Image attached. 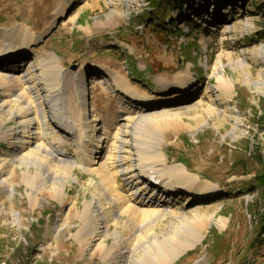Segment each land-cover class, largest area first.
<instances>
[{
	"label": "rangeland",
	"instance_id": "obj_1",
	"mask_svg": "<svg viewBox=\"0 0 264 264\" xmlns=\"http://www.w3.org/2000/svg\"><path fill=\"white\" fill-rule=\"evenodd\" d=\"M136 1L0 0V30L14 33L13 26L20 24L30 35L47 34L50 22L57 17L55 27L43 37L37 52L55 54L65 71L73 74L82 68L92 75L104 67L121 71L128 77L129 85L146 98L172 100L176 87L183 82L178 80H193L196 92L190 96L183 93L182 99L189 96L184 104L158 101L145 107L128 96L132 103L142 104L132 106L113 86H104L101 95L96 96L95 107H108L109 118L117 117L120 106L128 113L119 112L118 117L123 115L127 120L146 113L157 115L160 108L169 107L180 122L143 127L141 140L153 147L161 144L169 166L183 165V161L199 182L208 183L202 195H214L188 197L183 191L169 201L154 198L152 193L147 195V188L142 197H129L138 186L133 174L134 159L126 160L125 150L116 154L115 140L105 145L106 159L91 165L101 168L105 162V172L109 174L106 181L88 172L90 167L59 170L43 157L30 154V150L21 151L22 159L5 162L15 152L11 151L10 139L16 126L3 115L0 182L6 180L13 194L3 195L0 187V264H151V258L160 250L157 244L170 247L188 241L194 248L171 264H264L263 190L242 187L250 185L256 173L264 169V86L258 92L255 85H264V0H194L201 14L206 12L213 17L220 13L224 19L206 17L207 22L192 19L187 23L186 11L179 8L187 0H178L179 4L171 10L161 4L156 11L149 0L134 4ZM222 2L233 5L232 12L224 10L231 14L216 8V3ZM100 3L103 9L92 14L91 32L78 28L81 26L76 16L82 13L83 17L84 7ZM189 6L194 8V4ZM128 11L131 21L126 20ZM114 12L122 16H113ZM154 14L163 15L166 22L162 26L152 22ZM110 18L117 22L115 27H108ZM29 60L30 57L23 62L20 58L17 62H23L18 65L22 68L15 71L18 77L27 76L44 118V103L26 68ZM4 61L5 58L0 59V64ZM12 63L9 61L6 66L13 69L16 65ZM218 74H224L232 86L226 104L221 103V98L228 96L218 90ZM91 83L92 80L87 82L89 89ZM168 83L171 87L165 93L162 89ZM4 89L9 95L8 85ZM6 96L0 101L9 103L7 110L26 109V105L22 108L14 98ZM118 117L117 127L111 131L113 138L128 123ZM42 126L46 136L42 133L41 139L48 146L55 131H51V125L42 123L39 127ZM24 128L21 135L27 131ZM16 146L20 147L18 143ZM72 148L66 147L67 154H73ZM258 157L262 164L256 161ZM42 171L53 173L54 180L44 181ZM156 198L157 203L153 201ZM149 201L154 205H145ZM92 230L97 241L89 243L88 233ZM194 233L203 235L200 245L195 246L192 241Z\"/></svg>",
	"mask_w": 264,
	"mask_h": 264
},
{
	"label": "bare ground",
	"instance_id": "obj_2",
	"mask_svg": "<svg viewBox=\"0 0 264 264\" xmlns=\"http://www.w3.org/2000/svg\"><path fill=\"white\" fill-rule=\"evenodd\" d=\"M137 3L138 0L134 4ZM129 11L127 12V14L129 13ZM60 14L61 13H59L57 16H59ZM56 22L57 17L53 18L50 22L49 28L47 29V34L43 32L38 36L30 35L27 28L21 26L20 24H16L13 26L12 29L14 30V33L13 31L9 32L3 29L0 30V59L3 60L5 58L4 64H0V98L2 100V97L6 96L4 88L8 85L10 89L9 95H7L6 97L11 96L10 99L14 98L15 100H12L17 101V104H19V106H21L22 108H24L23 106L26 105V109L24 108L26 112L24 111V114V109H18L17 111L7 110V106L9 105V103L0 101V116H6L8 120L14 121L16 126V128H14L16 133L13 134L12 138L10 139L12 140L11 145L13 144V148H11V151L14 150L15 152H11L8 159L6 158L7 160H5V162L11 161V159H22V157L24 156L22 153L24 152L21 151L30 150V154L43 157L51 166L59 167V170L61 168L63 170L67 169L69 171L75 166H78L80 168L90 167V170H87L88 172L101 176L100 179L102 178L106 181L108 180L107 177H109V174L105 172V162H102L101 164V168H103L102 171H100V167H91V165H99L101 163V160L103 161L106 159L104 156L107 150V146L105 145L115 140L116 154L118 150L119 152L121 150H125L123 152L126 153L125 159L127 160L131 157H133L134 159V164L132 163L134 165L133 174L137 179L136 183L138 184V186H136L131 191L132 194H130L129 197H142L143 190L150 188L151 179L154 180V185L156 182L159 184V186L157 185V187L160 188L162 182L164 183L162 186V190L159 188V191L161 190V193L163 194V197H161L160 200H167L168 197L170 199L171 195H178V193L180 194L183 191V193L188 195V197L190 195L196 198L212 197V195L214 194L202 195V189H204V187H206V185L208 184L206 181L199 182L198 176L191 174L183 165H175L172 167L169 166V160L166 157L165 153L162 151L163 149L161 144L157 147H153L149 144H145L141 140V132L143 131V127H147L150 125L151 128L160 127L163 125H167V122H173L174 124L175 122H180V117L178 115L171 114V110L169 109V107L164 106L160 108L157 115L146 113L135 117V119L133 120H127V118H123V115H120L118 117L117 113L119 112L125 114L128 113L125 112V109L118 106L116 112L118 119H124L123 121H126L128 123L120 127V133H117V136H115V138H113L111 131L115 127H117V122L115 120V118L117 119V117L115 116L107 118L106 113L108 107L106 106L97 107L99 108V110H97L95 107L96 96L101 95L100 93L104 91V86H107L109 89L113 86L115 91L122 93V95L126 96V98L130 96L131 99L140 101L145 107L150 106L151 104L152 107L158 101H162V103H165L167 105L180 102L184 104V100L189 98L192 93L196 92V87L192 85L193 80H178L183 82H180V84H178V87H176V91H174L173 93L174 96L172 97V100L161 97L159 99H154L152 97L146 98L129 85L128 77L123 72L104 67L101 68V71L98 70V72L93 75L91 83L92 86L89 89L85 82L87 75L86 69L82 70V68L79 72H74L73 74L69 71H65L66 68L55 54L51 55L49 53H40L36 51L37 47L42 42L43 37L50 33V31L55 27ZM31 55L34 56V58H32ZM29 57L30 62L28 63L26 68H28L31 75L30 81H33L36 87H38V95L41 96V99L44 103L43 107L46 110V115L44 116V118H41L40 116V105H37V98L31 90V85L26 78L27 76L23 78L18 77L17 71H15L16 69L22 68L21 65L23 64L24 60H28ZM20 58H23V62H17ZM9 61H14V63L12 64L16 66H14L13 69H11L10 66H6ZM19 64L21 65L18 66ZM99 74H102V77L97 78V76H100ZM106 81L107 83H105ZM217 83L219 85L218 90L222 91L223 95L228 96L227 98H225L224 96L223 98H221V103L226 104L231 98V83L228 82L224 74H218ZM255 85L258 92H262L261 89L264 85ZM170 87L171 83L165 84L162 90L165 93H168ZM183 93L189 94V96L182 99L184 97ZM83 95H85L84 98H86L87 101H90L89 107L86 109L84 108L81 100V97ZM79 100L81 102H79ZM87 101L85 105H87ZM59 104L60 106H58ZM51 122H54L56 127ZM42 123H44V126L51 125V131L53 130L55 131V133H59H54V137L52 138V141L49 142L50 144H48V146H46L43 142V139H41L42 133L44 136H46L44 134L45 129L43 128V126L42 128L39 127ZM26 124H28V126ZM24 126H27V131L24 135H21L23 133L21 132V130L22 128H24ZM38 127L40 128L39 131ZM26 129L24 128V130ZM34 131H36V133H34ZM62 135H64V137H62ZM121 135L122 138H120ZM67 138L69 139L67 140ZM53 140L55 142H53ZM17 143L20 145V147L16 146ZM68 146L73 147V154H67L66 147ZM57 155L64 158L66 161L61 160ZM110 155L115 157L117 156L114 154ZM110 155L109 158H111ZM109 158L108 161L112 160ZM98 159L99 163H97ZM133 159H131V161H133ZM35 161L37 162L36 158H33V162ZM35 163H33V165ZM130 169L132 170V168ZM52 174L51 172L46 171L41 173V177L44 181H49L50 183L52 182V180H54L51 176ZM41 177L40 179L42 180ZM100 181L102 182V180ZM102 185L104 186V184ZM0 187L3 190V195L11 196L13 194L11 190H8L9 187L6 180L0 182ZM156 196L157 195H155L154 198ZM126 202L128 203V200H126ZM145 205L154 204L152 203V201H149ZM133 211H136V209H134ZM95 233L96 232L94 230L88 233L90 235V239L88 238V240L90 241L89 243L97 241ZM191 237L193 239L192 241L195 242V246L198 244L200 245L204 241L203 235L199 236L198 233L192 234ZM160 244H157L160 246V250L158 249L159 251L156 257L151 258V264H171L176 259L178 260V258L181 257L184 252L194 248L193 243H190L189 241L180 244L174 243L170 245V247H165Z\"/></svg>",
	"mask_w": 264,
	"mask_h": 264
},
{
	"label": "trees",
	"instance_id": "obj_3",
	"mask_svg": "<svg viewBox=\"0 0 264 264\" xmlns=\"http://www.w3.org/2000/svg\"><path fill=\"white\" fill-rule=\"evenodd\" d=\"M149 3L151 4V6L153 7V10H155V11L160 9L161 4L166 6L169 10H171L172 8H175V6H177V4H179L178 0H149ZM167 8H165V10H167ZM179 8H182V5ZM164 19H165V17H163V15H158V14L151 15V18H150V20L152 22L160 24V26H162V24H164L166 22V19H165V21H162ZM256 161L259 164H262L261 157H258L256 159ZM181 163L186 165L183 161ZM242 187L246 188L247 190H251V187L254 189L260 187L263 190V196H264V169H261L260 172L256 173L255 179L253 180V182L250 185H243ZM241 190H244V189H241Z\"/></svg>",
	"mask_w": 264,
	"mask_h": 264
},
{
	"label": "crops",
	"instance_id": "obj_4",
	"mask_svg": "<svg viewBox=\"0 0 264 264\" xmlns=\"http://www.w3.org/2000/svg\"><path fill=\"white\" fill-rule=\"evenodd\" d=\"M89 8H91V9H89ZM102 9H103L102 3H100V5H96L95 4V5H93V7H84V11L83 12L85 13V15H83V17H82V15H81L82 13H81L80 15H77L76 19H75L76 22L79 23L80 26H81V27H78V28H84L87 33H90L91 32L90 31V26L93 24V22L91 21L92 18H93L92 14H94V13H96V11L102 10ZM113 16L121 17L122 14L119 13V15H118L117 12H114ZM107 24H108L109 28H112V27L116 26L117 22H112L111 18H110L109 22H107Z\"/></svg>",
	"mask_w": 264,
	"mask_h": 264
}]
</instances>
